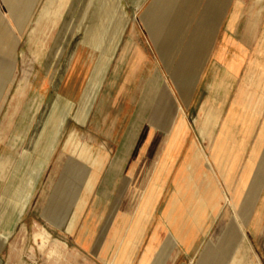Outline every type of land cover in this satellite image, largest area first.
Masks as SVG:
<instances>
[{
	"label": "crops",
	"instance_id": "1",
	"mask_svg": "<svg viewBox=\"0 0 264 264\" xmlns=\"http://www.w3.org/2000/svg\"><path fill=\"white\" fill-rule=\"evenodd\" d=\"M45 3L51 6L47 20ZM59 5L0 0V106L8 100L0 159L8 156L11 169L27 147V118L20 122L27 86L16 83L23 55L39 42L40 27H51L53 45L68 21L55 73L62 71L59 90L80 94L94 73L106 74L111 88L118 76H129L130 88L121 89L131 92V122L146 85L157 79L145 129L112 184L114 222L104 231L101 256L113 264L138 220L128 264H197L207 245L224 251L225 244L223 264L239 263L238 251L252 250L248 235L264 218V173L252 180L264 154V0H79L76 6L68 0L61 22ZM141 76H148L142 87ZM14 107L20 112L11 129ZM109 164L103 161L99 171L107 166V173ZM252 185L258 187L253 199ZM145 194L148 203L138 213ZM215 226L217 237L207 241ZM236 234L238 242L230 241Z\"/></svg>",
	"mask_w": 264,
	"mask_h": 264
},
{
	"label": "rangeland",
	"instance_id": "2",
	"mask_svg": "<svg viewBox=\"0 0 264 264\" xmlns=\"http://www.w3.org/2000/svg\"><path fill=\"white\" fill-rule=\"evenodd\" d=\"M58 1L61 22L68 0ZM78 2L75 0V6ZM46 5L41 6V10L47 20L51 17V6ZM124 7L127 11L132 9L131 6ZM126 17L130 18L131 13ZM64 25L60 38L53 45L51 27L39 28V32L42 31L39 42L29 43L22 58L21 74L17 76V85L21 79L27 86V105L22 108L20 122L27 118L28 138L26 149L13 160L11 169L8 156L0 159V264H111L110 258L106 260L101 256L99 248L105 241L106 227L110 229L114 222L112 184L136 145L137 135L141 132L142 136L145 129L142 122L148 113L157 79L152 78L146 85L131 122H126L130 118L131 108L127 107V102L131 100V92L121 89L125 84L130 88V81L125 79L129 76H118L111 88L106 85L109 83L106 74L94 73L80 94L71 96L72 92L59 90L63 76L62 71L55 74L56 67L69 35L68 21ZM129 25L126 34L130 31ZM147 77L141 76L140 87ZM7 101L0 106V120L8 110ZM19 112V107L11 109V129ZM14 141L15 138L12 144ZM115 148L119 149L116 155L107 154ZM17 151L19 153V148ZM257 156L251 155L250 168L254 167ZM258 157V168L262 170L264 154ZM103 161L110 163L107 173V166L99 171ZM261 170L252 172V180L260 178L264 173ZM105 173L101 187L100 179ZM257 191L258 187L252 185V199ZM107 197L110 198L108 203L103 202ZM145 197L146 194L138 213ZM135 226L137 224L130 226L124 248L114 257L113 264L129 263L131 252L127 253L126 248L131 243ZM218 233L219 226H215L206 240H212ZM232 238L238 242L237 234L229 240ZM247 242L252 250L240 249L237 253L240 262L236 264H264V218L248 235ZM221 246L225 247L224 251L210 250L207 245L197 264H212L214 257L217 258L214 264H223L229 252L226 244Z\"/></svg>",
	"mask_w": 264,
	"mask_h": 264
},
{
	"label": "bare ground",
	"instance_id": "3",
	"mask_svg": "<svg viewBox=\"0 0 264 264\" xmlns=\"http://www.w3.org/2000/svg\"><path fill=\"white\" fill-rule=\"evenodd\" d=\"M103 2V1H102ZM110 6V5H109ZM50 8V7H49ZM101 8H102V6H101ZM105 13V12H104ZM41 14V13H40ZM47 14H48V12H47ZM47 14H46V16H47ZM100 14V13H99ZM109 15V14H108ZM111 17V16H110ZM104 18V17H103ZM44 19V18H43ZM98 21V20H97ZM43 23H41V25H42ZM45 24V23H44ZM66 25V24H65ZM64 25V26H65ZM45 26V25H44ZM99 26V25H98ZM96 27V26H95ZM67 28V27H66ZM95 30V29H94ZM40 32H42V31H40ZM39 32V33H40ZM60 38V37H59ZM96 38V37H95ZM148 93V92H147ZM146 93V94H147ZM143 94V93H142ZM145 95V94H144ZM144 98V97H143ZM145 99V98H144ZM144 99H142V102H143V100ZM143 104V103H142ZM135 122V121H134ZM133 123V122H132ZM137 124V123H136ZM131 128V127H130ZM130 130V129H129ZM138 130V129H137ZM101 164V163H100ZM148 198H149V196L146 194V197H145V199H144V201H143V203L141 204V207H140V209H139V213L140 212H142V211H144V207L146 206V204L148 203L147 201H148ZM137 222H138V220H135V223H134V225H136L137 224ZM133 230V228H131L130 229V232ZM124 248V247H123ZM121 251V250H120ZM120 258V257H119ZM119 258L117 259L118 261H119ZM122 262V261H121Z\"/></svg>",
	"mask_w": 264,
	"mask_h": 264
}]
</instances>
